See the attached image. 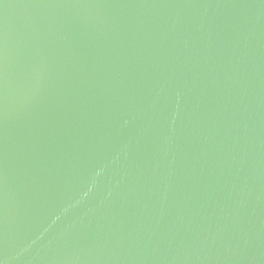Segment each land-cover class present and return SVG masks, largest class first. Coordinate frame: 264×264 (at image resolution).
I'll return each instance as SVG.
<instances>
[{
    "label": "water",
    "instance_id": "1",
    "mask_svg": "<svg viewBox=\"0 0 264 264\" xmlns=\"http://www.w3.org/2000/svg\"><path fill=\"white\" fill-rule=\"evenodd\" d=\"M0 264H264V0H0Z\"/></svg>",
    "mask_w": 264,
    "mask_h": 264
}]
</instances>
